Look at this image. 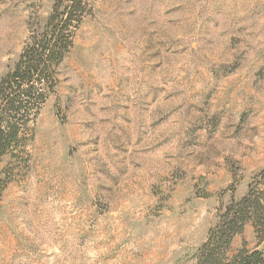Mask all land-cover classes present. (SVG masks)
<instances>
[{"label": "rangeland", "instance_id": "1", "mask_svg": "<svg viewBox=\"0 0 264 264\" xmlns=\"http://www.w3.org/2000/svg\"><path fill=\"white\" fill-rule=\"evenodd\" d=\"M54 3L0 0V80ZM90 4L22 155L0 163V264H196L264 171V0Z\"/></svg>", "mask_w": 264, "mask_h": 264}, {"label": "trees", "instance_id": "2", "mask_svg": "<svg viewBox=\"0 0 264 264\" xmlns=\"http://www.w3.org/2000/svg\"><path fill=\"white\" fill-rule=\"evenodd\" d=\"M90 0H55L46 23L33 30L14 68L0 80V163L21 156L46 101L56 93L59 68L74 45L75 32L91 14ZM8 180L0 171V194ZM247 224L257 247L233 249L234 238ZM262 246V249L259 247ZM196 264H264V171L255 176L241 198L232 197L208 231Z\"/></svg>", "mask_w": 264, "mask_h": 264}]
</instances>
